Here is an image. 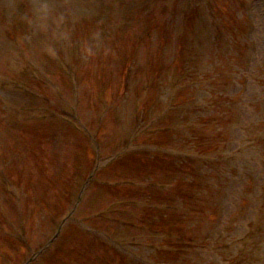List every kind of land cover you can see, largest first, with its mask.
<instances>
[{
  "label": "rangeland",
  "instance_id": "rangeland-1",
  "mask_svg": "<svg viewBox=\"0 0 264 264\" xmlns=\"http://www.w3.org/2000/svg\"><path fill=\"white\" fill-rule=\"evenodd\" d=\"M205 1H209V5L212 3V0H195L198 7L195 5L192 9L189 8L191 0L166 3L161 0H0V264H24L29 260L45 240L43 233L48 229L47 221L56 219L67 207L69 190L81 174L77 171L74 177L71 170L77 162L78 149L84 153L86 166L92 161L84 142L89 141L94 149L91 138L83 141L75 132L61 131L62 126L55 125L59 110L69 111L70 108L67 105L71 99L70 81L66 70L75 76L78 113L91 132L96 128L95 118L103 101L125 99L127 102L137 93L143 106L140 116L131 123L129 104L127 115L118 104L117 113L108 117L96 134L101 142L100 146L95 143L100 152L93 166L102 171L75 218L79 224L87 222L98 235L94 232L81 234L70 225L35 264H118L110 257L114 245L102 240L101 234L107 230L119 243L116 250L122 252L126 264H141L134 252L139 256L145 254L148 264L165 261L166 256L156 257L140 249L147 239L140 225L163 214L162 207L169 203L171 194L178 195L190 187L206 188L202 196L207 203L215 207L222 203L227 221L221 230L225 236L226 232L229 234L223 243L234 247L236 262L232 263L264 264V122L260 121L264 118L261 113L264 103V3L250 0L255 9L254 25L258 29L253 34L254 48L246 59L242 31L238 24L232 26L234 21L224 13L220 34L206 30L203 39L198 35L200 46L198 40L192 47L195 52L189 54L186 65L191 66L186 68V77L182 71L186 66L179 53L184 46L177 44L175 39L179 25L176 19L170 23L171 18L162 15V7L171 5L174 10L180 4L187 23L201 17L199 6L203 2L204 7ZM215 1L223 7L231 6L240 15L239 0ZM239 7L242 10V5ZM212 35L215 45L209 43ZM176 70L184 74L182 80L174 76ZM187 81L198 82V85H189V90ZM176 84L184 85L179 91L177 105H184L195 92L198 101L211 102L213 116L219 117L217 125L201 129L200 120L193 132L180 138L175 136L179 140L193 133L190 138L196 137V144L210 151L206 158L213 157L219 167L204 169L202 173L216 179L180 178L182 180L164 194L157 190L141 191L137 183H144L143 180L172 184L183 171L180 163L173 164L171 159H150L145 147L146 141L156 140L168 146L163 141L168 139L156 132L159 127L155 131L153 128L145 130L150 117L168 104L170 90ZM24 88L37 92L34 94L39 102H33L39 103L40 109L52 111L51 122H40L35 107L33 121H26L24 113L28 109L23 104L29 99V91ZM237 100L243 104L239 109L244 112L241 125L244 134L242 131L230 133L236 138L231 147L235 150L245 138L243 136L250 144L244 154L237 153L240 160L236 166L223 170L221 167L226 169L224 165L229 162L232 166L234 161L222 145L229 130L225 124L231 119L228 111L231 104L233 109L238 106ZM178 115L166 125H175ZM130 135L132 149L140 151L142 156L136 157L135 153L132 158L108 166L110 156L117 149L121 150ZM139 164L146 168L138 167ZM123 202L131 204L127 207ZM97 210L100 217L94 213ZM92 212L88 221L87 215ZM212 219L201 223L204 224L202 228L209 227ZM234 231L236 240L231 242L229 239ZM127 249L132 253L130 258ZM217 255L223 262L230 260L229 253L219 245L211 258L193 257L188 264H215Z\"/></svg>",
  "mask_w": 264,
  "mask_h": 264
}]
</instances>
